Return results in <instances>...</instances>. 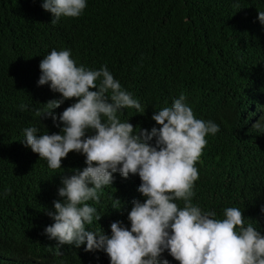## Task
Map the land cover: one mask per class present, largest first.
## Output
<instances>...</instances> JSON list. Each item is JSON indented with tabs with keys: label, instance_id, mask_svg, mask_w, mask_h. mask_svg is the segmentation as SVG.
Instances as JSON below:
<instances>
[{
	"label": "trees",
	"instance_id": "1",
	"mask_svg": "<svg viewBox=\"0 0 264 264\" xmlns=\"http://www.w3.org/2000/svg\"><path fill=\"white\" fill-rule=\"evenodd\" d=\"M42 2L0 0V264H110L102 250L58 247L44 233L54 222L47 210L63 199V177L86 167L83 154L70 152L53 170L23 142L27 127L52 134L63 126L37 112L60 98L49 85L38 86L39 63L52 49L70 50L86 69L107 66L141 104L139 112L117 114L136 131L159 128L154 112L184 94L196 118L220 128L206 137L192 203L218 219L237 207L264 235V24L258 20L264 0H87L79 17L55 24ZM113 176L99 203L89 201L101 219L86 225L109 236L113 222L130 228L132 201L144 200L138 175ZM168 254L162 259L179 264Z\"/></svg>",
	"mask_w": 264,
	"mask_h": 264
},
{
	"label": "clouds",
	"instance_id": "2",
	"mask_svg": "<svg viewBox=\"0 0 264 264\" xmlns=\"http://www.w3.org/2000/svg\"><path fill=\"white\" fill-rule=\"evenodd\" d=\"M86 7L87 0L42 2L53 24L61 17H79ZM258 20L264 24V11H258ZM39 69L38 86L49 85L60 98L43 103L44 109L37 112L40 117H51L55 126H63L52 134H38L37 126L27 127L23 142L53 170L62 168L70 152L83 154L86 164L63 177L58 189L63 199L53 201L54 210H47L54 222L44 233L58 241V247L86 245L87 252L102 250L110 264H169L162 259L166 250L167 258L179 264H264V235L251 219L246 222L244 211L228 207L224 218L218 219L215 211L192 203L194 183L199 179L196 164L207 145L206 137L220 128L212 120L196 118L184 94L171 107L154 112L152 119L159 128L136 131L117 114L129 108L139 112L141 104L122 89L107 66L86 69L77 66L70 50L52 49ZM72 99L76 102L68 106L65 101ZM53 110L61 112L58 117ZM261 120L253 127H261ZM89 130L94 134L86 136ZM117 172L125 179L130 174L139 176L138 191L144 200L132 201L130 228L113 222L109 236L86 225L101 219L89 201L99 203L100 190L113 184ZM176 201H183V207Z\"/></svg>",
	"mask_w": 264,
	"mask_h": 264
}]
</instances>
